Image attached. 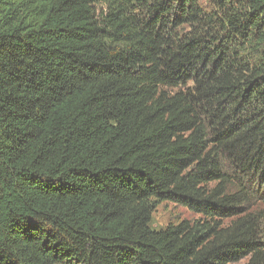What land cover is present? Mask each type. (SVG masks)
Returning <instances> with one entry per match:
<instances>
[{
	"label": "trees",
	"instance_id": "16d2710c",
	"mask_svg": "<svg viewBox=\"0 0 264 264\" xmlns=\"http://www.w3.org/2000/svg\"><path fill=\"white\" fill-rule=\"evenodd\" d=\"M0 264H264V0H0Z\"/></svg>",
	"mask_w": 264,
	"mask_h": 264
},
{
	"label": "rangeland",
	"instance_id": "374dc122",
	"mask_svg": "<svg viewBox=\"0 0 264 264\" xmlns=\"http://www.w3.org/2000/svg\"><path fill=\"white\" fill-rule=\"evenodd\" d=\"M206 3L207 0H201ZM199 216L186 208L170 202L159 204L151 215V225L155 229H162L168 223L181 219L196 220Z\"/></svg>",
	"mask_w": 264,
	"mask_h": 264
}]
</instances>
